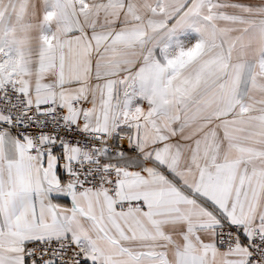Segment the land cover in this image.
Instances as JSON below:
<instances>
[{
	"label": "snow or ice",
	"instance_id": "obj_1",
	"mask_svg": "<svg viewBox=\"0 0 264 264\" xmlns=\"http://www.w3.org/2000/svg\"><path fill=\"white\" fill-rule=\"evenodd\" d=\"M0 264H264V0H0Z\"/></svg>",
	"mask_w": 264,
	"mask_h": 264
}]
</instances>
